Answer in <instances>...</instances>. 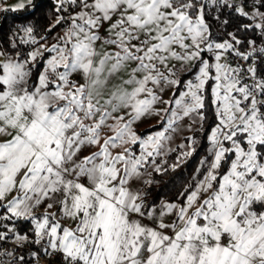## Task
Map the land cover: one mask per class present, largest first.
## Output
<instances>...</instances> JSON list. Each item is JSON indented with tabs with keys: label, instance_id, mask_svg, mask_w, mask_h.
<instances>
[{
	"label": "snow or ice",
	"instance_id": "snow-or-ice-1",
	"mask_svg": "<svg viewBox=\"0 0 264 264\" xmlns=\"http://www.w3.org/2000/svg\"><path fill=\"white\" fill-rule=\"evenodd\" d=\"M226 8L251 23L217 42L207 17ZM55 12L54 43L25 25L29 51L0 48V264H264V45L246 35L264 41V0H56ZM209 113L193 182L149 201L174 135L190 121L172 169ZM153 116L160 127L138 134Z\"/></svg>",
	"mask_w": 264,
	"mask_h": 264
},
{
	"label": "trees",
	"instance_id": "trees-1",
	"mask_svg": "<svg viewBox=\"0 0 264 264\" xmlns=\"http://www.w3.org/2000/svg\"><path fill=\"white\" fill-rule=\"evenodd\" d=\"M56 0H32V5L19 11H7L4 9L10 8V6L4 4V0H0V48L11 51L10 41L15 42L21 52H27L31 49V45H22L19 42L18 35L21 33L22 26L30 25L34 28V34L36 39L40 40L41 35L51 37L56 31L63 28L58 26L51 33H46L45 29L54 23L57 14L55 12ZM217 13L213 12L212 15L207 17V22L210 25L213 39L216 41H224L229 39L228 33L234 32L240 24H249L251 21L247 18H241L230 9H222L219 13V19H213V16ZM227 21V23H224ZM239 38L244 40L245 33H239ZM247 39H255L257 45H264V41H261L258 35L252 31L247 34ZM240 51H245L247 44L244 46H238ZM47 56V53L45 54ZM210 55L211 54H206ZM39 71V66L37 68ZM191 76V73L182 74L183 79H187ZM212 123V117L209 113L208 123L205 125V131L195 132V136L198 140L196 145V151L188 158H186L180 166L172 169L168 167L171 164L176 163V156L180 152V149L176 147V151L171 152L164 159L167 160V164L164 167L168 168V171L163 174L153 173L151 179L154 181L151 185L147 186L149 193V201H155L159 203L160 200L173 201L176 200L177 195L188 184L192 175L195 173L197 167L200 164L203 156L208 154L209 142L206 139L208 126ZM156 128L149 126L141 130L142 133H147L152 130H156L160 127L159 124H155ZM159 160V159H158ZM2 211V210H0ZM3 223H7L4 221ZM17 228H23L24 231H30L31 225L24 221H17ZM11 227V224H9ZM40 247L39 245H35Z\"/></svg>",
	"mask_w": 264,
	"mask_h": 264
},
{
	"label": "crops",
	"instance_id": "crops-1",
	"mask_svg": "<svg viewBox=\"0 0 264 264\" xmlns=\"http://www.w3.org/2000/svg\"><path fill=\"white\" fill-rule=\"evenodd\" d=\"M13 1H15V0H4V4L10 6V5H11V2H13ZM10 7H11V6H10ZM61 29L63 30V28H61ZM54 34H55V33H54ZM54 34H53V35H54ZM168 95H169V93L166 92V93H165V99L168 98ZM158 119H159L158 117L153 116V117H150V118H146V119H144L142 122L137 123V124L134 126L136 132H137L138 134L144 136V135H146V134H148V133H151V132L155 131V130H152V131H149V132H147V133H142V132H141V130H143V129L146 128V127H149V126H153V125H155V124H158ZM188 123H190V121H188L187 119H185V121L183 122L184 127L182 128V130L180 131V133H179L178 135H174V139H173V141L171 142V147L176 148V147H178V145L181 144V143H185V144H187V141H186L185 137H186L187 135H191V134H193V133H189V132L187 131V124H188ZM104 131H105L106 134H111V133L109 132L108 129H105ZM93 150H95V149H93ZM116 151H120V149H116ZM170 153H171V152H170ZM170 153H168V155H169ZM168 155H167V156H168ZM208 155H209V154H207V155H205V156H208ZM167 156H166V157H167ZM205 156H203V158H204ZM158 159H159V158H158ZM209 159H210V156H209ZM158 162H159V160H158ZM197 168H198V167H197ZM201 171H203V169H202ZM195 174H196V171H195V173L192 175V177H191V179L189 180L188 183L193 182L192 178H193V176H194ZM197 178H200V177H197ZM167 201H168V200H167ZM181 202H182V201H181ZM48 211H49V212L56 213L57 216H59V209H58V206H54L52 209H49ZM42 212H44V207H41L40 209H38V213H42Z\"/></svg>",
	"mask_w": 264,
	"mask_h": 264
},
{
	"label": "built area",
	"instance_id": "built-area-1",
	"mask_svg": "<svg viewBox=\"0 0 264 264\" xmlns=\"http://www.w3.org/2000/svg\"><path fill=\"white\" fill-rule=\"evenodd\" d=\"M228 58L234 65L238 62V58L234 57L233 55H229ZM3 247L11 250V248L13 247L12 242L9 241L8 243H5ZM38 249H39L38 247L33 246L32 250L35 251ZM20 254H24V253H20ZM39 264H60V257L55 253L51 257L42 256L39 260Z\"/></svg>",
	"mask_w": 264,
	"mask_h": 264
},
{
	"label": "rangeland",
	"instance_id": "rangeland-1",
	"mask_svg": "<svg viewBox=\"0 0 264 264\" xmlns=\"http://www.w3.org/2000/svg\"><path fill=\"white\" fill-rule=\"evenodd\" d=\"M18 2H20V0H15V1H13V2H11V5L10 6H13V5H15V4H17ZM237 2H239V0H237ZM25 3H27V0H25ZM250 10V9H249ZM57 32H59V33H63V30L62 29H59L58 31H56L55 32V34L57 33ZM55 34L54 35H52L51 37H49L48 38V43H49V45L51 44V43H54L55 42ZM44 41H41L40 43H43ZM217 42H223V41H217ZM211 56L210 55H207L206 56V58H210ZM227 60H228V62L229 63H232L230 60H229V58L227 57ZM233 64V63H232ZM234 65V64H233ZM199 167V166H198Z\"/></svg>",
	"mask_w": 264,
	"mask_h": 264
}]
</instances>
